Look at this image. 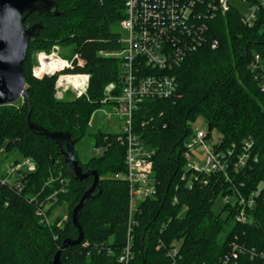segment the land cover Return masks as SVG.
<instances>
[{"label":"trees","instance_id":"obj_1","mask_svg":"<svg viewBox=\"0 0 264 264\" xmlns=\"http://www.w3.org/2000/svg\"><path fill=\"white\" fill-rule=\"evenodd\" d=\"M53 1L57 16L32 13L26 18V26L43 25L29 40L22 66L26 95L19 105L0 106L4 160L17 155L36 164L21 192L0 184V264H52L62 242L77 239L71 212L93 182L92 176L75 179L57 145L31 131L28 122L49 132L70 133L76 144L91 135L90 120L104 105L105 88L113 84V94L121 91L119 58L100 52L122 50L117 28L125 17L124 0ZM201 16L208 25L206 42L175 68L177 96L144 100L133 114L134 133L154 150L153 195L140 202L130 225L129 184L115 177L126 174L125 148L117 142V133H93L94 148L103 147V153L86 163L75 150L74 155L83 173L97 172L100 193L85 201L78 218L82 240L61 250V264H117L129 232L131 264H222L233 243L245 252L232 263L264 264V71L251 69L255 55L264 63V30L243 26L235 9L214 18L204 11ZM55 46L66 50L63 58L78 55L84 64L75 61L58 74L33 76V56L49 54ZM60 74H89L86 95L57 100L54 84ZM200 117L207 137L215 130L224 150L235 146L238 155L243 143L252 141L248 165L231 172L229 180L222 174H198L194 181L185 168L186 144ZM60 180H65L67 190L49 202L46 214L66 204L67 219L61 223L56 217L47 225L37 208L61 188ZM252 193L251 222H237L238 210L230 203L219 213L212 210L219 196ZM174 248L178 254L171 257Z\"/></svg>","mask_w":264,"mask_h":264},{"label":"built area","instance_id":"obj_2","mask_svg":"<svg viewBox=\"0 0 264 264\" xmlns=\"http://www.w3.org/2000/svg\"><path fill=\"white\" fill-rule=\"evenodd\" d=\"M246 4V10L240 12L230 5L229 0H124V19L120 22V29L124 35L119 43L122 50L117 52H100L105 57H117L120 60L121 91L113 94L115 86L108 85L102 103L110 105L114 114L122 121L121 129L117 133V142L125 148L124 164L125 175H116V178H124L129 184V216L130 225L137 206L154 193L152 179V157L154 150L147 147L134 133L133 114L137 106L144 100L171 99L177 96V81L174 73L184 60L186 55L195 52L206 42L208 25L203 22L202 12L210 18L221 15L230 10H237L240 14V22L243 26L253 28L260 26L264 30V0H242ZM202 10V11H201ZM215 45L217 42H213ZM58 46L51 53H39V62L53 60L60 71L70 69L73 62L84 64L78 55L71 60L56 58ZM58 57V56H56ZM259 55H255L251 66L252 71L262 69ZM43 65L41 66V68ZM50 70V69H49ZM46 71L45 75H53V71ZM263 70V69H262ZM264 71V70H263ZM43 74V75H44ZM42 75V76H43ZM39 77V76H35ZM73 77L75 80H70ZM89 74H60L54 84V97L57 100L65 99L68 91L75 92V96L82 97L87 93L89 86ZM264 88V79L262 83ZM112 118V113H106ZM221 140L210 146L207 132L197 130L186 144L185 158L186 169L191 171L190 178L198 179V174H222L227 180L231 172H238L248 165L251 140H246L240 153L235 155V146L224 150L221 148ZM201 147L205 151L204 164L199 165L193 151ZM99 155L104 148H95ZM5 150L0 148V184L8 186L16 192L23 189V180L28 173L36 169L35 162L30 158H21L18 161H5ZM193 160L191 163L190 160ZM61 188L47 197V203L40 204L37 213L44 224H49V216L46 210L49 202L56 200V195L63 194L67 190L65 180H60ZM191 188V184L188 185ZM236 193V192H235ZM31 201L36 198H31ZM226 204L236 206L238 213L236 221L239 223L251 222L250 211L255 205V195L242 196L229 194L223 196ZM176 197L174 202H176ZM127 245L117 258V264H131V234L128 233ZM245 252L244 247L233 243L230 253L222 260V264L232 263L238 255ZM178 254V249L170 250V256ZM236 264V263H232Z\"/></svg>","mask_w":264,"mask_h":264},{"label":"water","instance_id":"obj_3","mask_svg":"<svg viewBox=\"0 0 264 264\" xmlns=\"http://www.w3.org/2000/svg\"><path fill=\"white\" fill-rule=\"evenodd\" d=\"M32 13L54 17L58 15V7L53 0H0V106L12 105L26 95V79L22 66L27 56L29 40L38 36L43 28L41 23L25 25L26 18ZM28 126L31 131L57 145L64 157V164L75 179L93 177L90 188L82 194L79 203L71 212L72 224L78 229V237L76 240L65 239L53 258L52 264H61V250L77 245L82 240L83 233L78 218L85 201L96 191L100 193L99 176L94 170L85 173L81 171L74 155L75 142L70 133L49 132L31 122H28Z\"/></svg>","mask_w":264,"mask_h":264},{"label":"rangeland","instance_id":"obj_4","mask_svg":"<svg viewBox=\"0 0 264 264\" xmlns=\"http://www.w3.org/2000/svg\"><path fill=\"white\" fill-rule=\"evenodd\" d=\"M229 3H230V5L235 7L240 12H244L246 10V4L242 3V0H229ZM117 30L121 31V29L119 27L117 28ZM122 35H124L123 32H122ZM57 48H58V53L56 54V56H58V57L54 56L53 59L54 60L56 58L65 59L62 57L61 53L66 52V50L61 49L60 47H57ZM38 54L39 53H36L33 56V60H34V66L32 68V75L33 76H36L35 71L37 69L41 68V66L43 65L42 60L39 62ZM48 62H53V60H50V61L48 60ZM261 67L264 70V63L261 64ZM59 71H60V68H57L55 66V70L52 74L53 75L58 74ZM43 76H45V74ZM43 76H41V77H43ZM48 76H50V75H48ZM41 77H39V78H41ZM73 98H77L75 96V92L68 91L65 95V99L71 100ZM21 100H22V98L19 99L14 104L19 105ZM106 113H112L113 117L111 119L108 118ZM121 124H122V121L119 120V118L114 114L113 108L110 105H103L99 110L95 111L94 114L92 115L91 120H90V124L88 127V133H90L91 135L93 133H97V132L118 133L121 129ZM192 129L194 132L197 130H202L204 132H207V125L205 124L204 120L200 117L197 119V121L194 124H192ZM91 135H86L85 137H83L79 141H77L76 144L74 145V150L76 152V155L78 156L79 161L82 163H86L92 157L99 155V152H97L96 149L94 148V140H93ZM219 138H220L219 134L215 130L211 131V136L209 138L210 146L214 145L218 141ZM193 154H195V157H196L195 161H198V159H199V165H203L204 164V158H205V151L201 147H197L195 149V151H193ZM11 157L17 158L18 156L12 155ZM12 158L9 160L12 161L13 160ZM18 159H21V158L18 157ZM190 162L192 163L193 160L191 159ZM224 205H225V202L223 200V197L219 196L217 198V200L215 201V203L212 207V210L215 213H219ZM56 217L60 218L61 223L67 219V205L66 204L60 205L58 208H56L53 211V213L49 216L50 223Z\"/></svg>","mask_w":264,"mask_h":264},{"label":"bare ground","instance_id":"obj_5","mask_svg":"<svg viewBox=\"0 0 264 264\" xmlns=\"http://www.w3.org/2000/svg\"><path fill=\"white\" fill-rule=\"evenodd\" d=\"M50 69V70H49ZM53 71L55 70V64L54 62H48V61H43V67L39 68L35 71L36 74L38 75H43L46 71ZM72 79L70 80H75L73 77H71ZM223 147V146H221ZM225 148V147H224ZM229 148V147H228Z\"/></svg>","mask_w":264,"mask_h":264},{"label":"crops","instance_id":"obj_6","mask_svg":"<svg viewBox=\"0 0 264 264\" xmlns=\"http://www.w3.org/2000/svg\"><path fill=\"white\" fill-rule=\"evenodd\" d=\"M4 157H5V156H4ZM4 157L2 156V157H1V159L3 160V159H4ZM1 169H2V168H1V166H0V174H1Z\"/></svg>","mask_w":264,"mask_h":264}]
</instances>
